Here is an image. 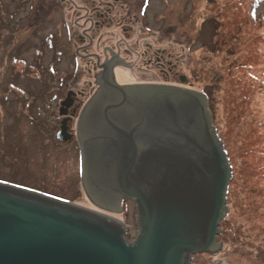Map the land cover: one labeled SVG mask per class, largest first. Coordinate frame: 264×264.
<instances>
[{
    "label": "water",
    "instance_id": "1",
    "mask_svg": "<svg viewBox=\"0 0 264 264\" xmlns=\"http://www.w3.org/2000/svg\"><path fill=\"white\" fill-rule=\"evenodd\" d=\"M117 89L109 101L97 93L83 110L112 106L120 122L118 139L82 136L81 181L99 209L0 179V264H192L195 253L222 249L232 166L204 93ZM69 105L68 94L59 113ZM71 137L63 121L55 138ZM124 197L134 201L133 240L111 214Z\"/></svg>",
    "mask_w": 264,
    "mask_h": 264
},
{
    "label": "rangeland",
    "instance_id": "2",
    "mask_svg": "<svg viewBox=\"0 0 264 264\" xmlns=\"http://www.w3.org/2000/svg\"><path fill=\"white\" fill-rule=\"evenodd\" d=\"M251 1L173 0L171 6L174 28L189 35L182 71L204 93L232 166L229 209L217 237L222 249L195 253L192 264H264V0ZM27 3L0 0V113L16 118L0 136V179L99 209L83 189L76 141L52 135L73 72L62 67L71 57L64 40L69 26L59 8L51 19L34 11L26 19L34 25L24 30ZM113 215L133 240L134 203Z\"/></svg>",
    "mask_w": 264,
    "mask_h": 264
},
{
    "label": "flooded vegetation",
    "instance_id": "3",
    "mask_svg": "<svg viewBox=\"0 0 264 264\" xmlns=\"http://www.w3.org/2000/svg\"><path fill=\"white\" fill-rule=\"evenodd\" d=\"M22 2H28V9L24 13V30L34 25L26 20L34 11L51 19L59 8L63 9L62 20L69 26L64 40L71 57L62 67L73 72L72 78L64 84L63 89L67 87V90L58 103V129L52 135L55 137L65 121L72 137L60 142L76 141L80 161L84 133H87V140H91L95 133L102 136V140L110 137L118 139L119 132L115 126L120 122L112 106L106 109L107 113L101 112L100 106L90 114L83 113L87 103L97 93L102 91L103 101H109L114 99V95L121 94L117 88H191V83L182 71L184 65H188L186 55L190 47L185 43L188 42L189 35L174 28L171 9L173 0ZM8 54L16 55L14 46L8 50ZM9 67H15V63L11 62ZM68 94L70 105L63 107L65 113L61 115L59 109ZM15 119L11 112L4 110L0 113L1 137L5 136L10 123L15 122L14 126L16 125ZM19 124L23 129L26 128V122H20L18 126ZM80 130L83 134L79 140ZM19 136L16 133L15 137ZM129 200L134 203L132 199L124 197L123 207ZM112 206L115 210L118 208L117 205Z\"/></svg>",
    "mask_w": 264,
    "mask_h": 264
},
{
    "label": "trees",
    "instance_id": "4",
    "mask_svg": "<svg viewBox=\"0 0 264 264\" xmlns=\"http://www.w3.org/2000/svg\"><path fill=\"white\" fill-rule=\"evenodd\" d=\"M256 2H257V0H252V1H251V3H253L254 6H255ZM213 3H214V2H213ZM213 3H212V4H213ZM251 12L253 13V10H252Z\"/></svg>",
    "mask_w": 264,
    "mask_h": 264
},
{
    "label": "bare ground",
    "instance_id": "5",
    "mask_svg": "<svg viewBox=\"0 0 264 264\" xmlns=\"http://www.w3.org/2000/svg\"><path fill=\"white\" fill-rule=\"evenodd\" d=\"M219 262V261H218ZM219 263H222V264H226L225 262H223V261H220Z\"/></svg>",
    "mask_w": 264,
    "mask_h": 264
}]
</instances>
